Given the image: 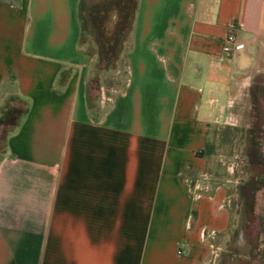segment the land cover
<instances>
[{
	"label": "crops",
	"instance_id": "obj_1",
	"mask_svg": "<svg viewBox=\"0 0 264 264\" xmlns=\"http://www.w3.org/2000/svg\"><path fill=\"white\" fill-rule=\"evenodd\" d=\"M79 1L0 0V119L19 110L2 124L0 264H209L212 244L241 264L218 140L264 117V0H136L126 84L95 99ZM232 30L244 45L226 55Z\"/></svg>",
	"mask_w": 264,
	"mask_h": 264
},
{
	"label": "rangeland",
	"instance_id": "obj_2",
	"mask_svg": "<svg viewBox=\"0 0 264 264\" xmlns=\"http://www.w3.org/2000/svg\"><path fill=\"white\" fill-rule=\"evenodd\" d=\"M132 1H79L80 48L92 56L87 80L91 99L98 97L100 88L119 92L126 84L127 70L121 56L123 40L132 31L135 18L136 0ZM8 111L0 119V137L2 124H11L19 112L14 108ZM256 120L250 129L222 130L218 140L225 153L221 162L225 171L222 183L231 194L232 208L240 214L235 216L241 220L239 233L251 246L250 256L238 259L241 264H264V117ZM3 142L1 138L0 148ZM231 254L233 251L225 245L218 264L227 262Z\"/></svg>",
	"mask_w": 264,
	"mask_h": 264
},
{
	"label": "built area",
	"instance_id": "obj_3",
	"mask_svg": "<svg viewBox=\"0 0 264 264\" xmlns=\"http://www.w3.org/2000/svg\"><path fill=\"white\" fill-rule=\"evenodd\" d=\"M244 45V43H242L237 34L235 33V31H231L229 32V34L227 35V37L225 38L224 41V46H223V51L226 55H232L234 54L239 48L240 46ZM204 179H207V175H205L203 177ZM187 186L190 188L191 193L193 194V197L195 198H200L201 195L203 194V191L205 190L204 188H202L199 184H198V180H189L187 182ZM206 191H209V188H206ZM231 203V196H229L228 200H227V204ZM212 248V253H211V258H210V263L209 264H217L219 258L221 257V252H222V248L219 246H216L215 244L211 245Z\"/></svg>",
	"mask_w": 264,
	"mask_h": 264
},
{
	"label": "trees",
	"instance_id": "obj_4",
	"mask_svg": "<svg viewBox=\"0 0 264 264\" xmlns=\"http://www.w3.org/2000/svg\"><path fill=\"white\" fill-rule=\"evenodd\" d=\"M9 4H16V3H18V0H6ZM132 2H134V0L132 1ZM134 9H135V7H136V1L134 2ZM132 5V6H133ZM1 138H3V137H0V143H1Z\"/></svg>",
	"mask_w": 264,
	"mask_h": 264
}]
</instances>
